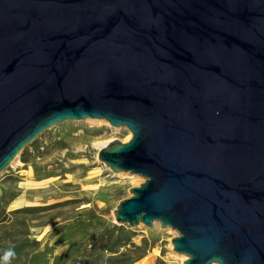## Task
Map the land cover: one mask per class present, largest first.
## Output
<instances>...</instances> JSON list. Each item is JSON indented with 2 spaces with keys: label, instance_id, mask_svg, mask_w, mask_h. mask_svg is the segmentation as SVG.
<instances>
[{
  "label": "water",
  "instance_id": "1",
  "mask_svg": "<svg viewBox=\"0 0 264 264\" xmlns=\"http://www.w3.org/2000/svg\"><path fill=\"white\" fill-rule=\"evenodd\" d=\"M95 119L145 180L113 211L178 234L183 264H264V0H0V174L41 132Z\"/></svg>",
  "mask_w": 264,
  "mask_h": 264
},
{
  "label": "rangeland",
  "instance_id": "2",
  "mask_svg": "<svg viewBox=\"0 0 264 264\" xmlns=\"http://www.w3.org/2000/svg\"><path fill=\"white\" fill-rule=\"evenodd\" d=\"M130 137L124 127L88 119L41 132L0 174V242L36 241L41 256L30 264H72V257L55 259L72 248L84 252L87 264H129L141 256L134 264H183L186 256L170 242L175 230L114 220L129 190L145 180L111 173L96 155L103 144ZM23 209L29 211L14 213Z\"/></svg>",
  "mask_w": 264,
  "mask_h": 264
},
{
  "label": "trees",
  "instance_id": "3",
  "mask_svg": "<svg viewBox=\"0 0 264 264\" xmlns=\"http://www.w3.org/2000/svg\"><path fill=\"white\" fill-rule=\"evenodd\" d=\"M38 210V208H36ZM29 211L28 209H23V210H17L14 213H20V212H26ZM38 245L36 241H30L29 239H25L24 241L20 243H5V242H0V258L3 257L4 253L8 250H12L15 255L11 258L10 264H30L33 259H36L41 256V252L37 251L35 247ZM106 252L110 253L111 250L106 249ZM84 252H80L74 248L72 250H68L65 253H63L61 256L55 257V259L59 258H65L69 259L70 257L73 258V263L72 264H87V260H84ZM141 257H137L133 260L130 261L129 264H134L138 262ZM108 261V259L106 260Z\"/></svg>",
  "mask_w": 264,
  "mask_h": 264
},
{
  "label": "clouds",
  "instance_id": "4",
  "mask_svg": "<svg viewBox=\"0 0 264 264\" xmlns=\"http://www.w3.org/2000/svg\"><path fill=\"white\" fill-rule=\"evenodd\" d=\"M15 255L12 250H8L4 253L3 257L0 258V264H10L11 258Z\"/></svg>",
  "mask_w": 264,
  "mask_h": 264
},
{
  "label": "bare ground",
  "instance_id": "5",
  "mask_svg": "<svg viewBox=\"0 0 264 264\" xmlns=\"http://www.w3.org/2000/svg\"><path fill=\"white\" fill-rule=\"evenodd\" d=\"M86 120H87V119H86ZM88 120H94V121H98V122H99V120H95V119H88ZM104 145H105V144H103V146H104ZM103 146H102V147H103Z\"/></svg>",
  "mask_w": 264,
  "mask_h": 264
}]
</instances>
